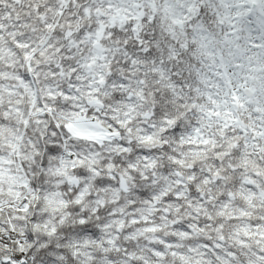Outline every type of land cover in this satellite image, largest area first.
<instances>
[{
    "label": "snow or ice",
    "instance_id": "snow-or-ice-1",
    "mask_svg": "<svg viewBox=\"0 0 264 264\" xmlns=\"http://www.w3.org/2000/svg\"><path fill=\"white\" fill-rule=\"evenodd\" d=\"M0 264H264V0H0Z\"/></svg>",
    "mask_w": 264,
    "mask_h": 264
}]
</instances>
